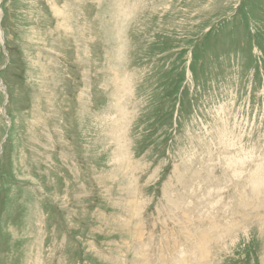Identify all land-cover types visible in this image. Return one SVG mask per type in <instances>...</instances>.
<instances>
[{
	"label": "rangeland",
	"instance_id": "1",
	"mask_svg": "<svg viewBox=\"0 0 264 264\" xmlns=\"http://www.w3.org/2000/svg\"><path fill=\"white\" fill-rule=\"evenodd\" d=\"M0 77V264H264V0H0Z\"/></svg>",
	"mask_w": 264,
	"mask_h": 264
},
{
	"label": "bare ground",
	"instance_id": "2",
	"mask_svg": "<svg viewBox=\"0 0 264 264\" xmlns=\"http://www.w3.org/2000/svg\"><path fill=\"white\" fill-rule=\"evenodd\" d=\"M227 159H228V158H227ZM226 174H227V173H226ZM256 177H257V175H256ZM256 179H257V180H255L256 183H262V182H264V173H263V176H262V177L260 176V177H258V178H256ZM253 181H254V179H253ZM253 187H254V186H253ZM246 199H247V198H246ZM201 229H202L201 232H202L203 234H202V236H201L202 239L200 238L201 241L199 242V245L204 246V245H207V244L211 241V240H209V241L207 240V238H208V234H209V233H208V232H209V228H206V227L204 228V227H202ZM212 240H213V239H212ZM213 241H214V240H213ZM214 242H215V241H214ZM214 242H213V244H214ZM209 246H210V245H209ZM206 247H207V246H206ZM208 248H209V247H208ZM199 251H200V250H199ZM206 251H207V250H206V248H205V254H206ZM203 255H204V252H203V253L200 252V256H201V258H203V261H204L206 258L204 259V256H203ZM206 257H207V256H206Z\"/></svg>",
	"mask_w": 264,
	"mask_h": 264
},
{
	"label": "water",
	"instance_id": "3",
	"mask_svg": "<svg viewBox=\"0 0 264 264\" xmlns=\"http://www.w3.org/2000/svg\"><path fill=\"white\" fill-rule=\"evenodd\" d=\"M2 37H3V33H2ZM2 39H3V43H4V37ZM4 49H5L6 53H8L7 50H6V48H5V45H4ZM0 83L2 84V86L4 87V89H6L5 85H3V81H2V78L1 77H0Z\"/></svg>",
	"mask_w": 264,
	"mask_h": 264
}]
</instances>
